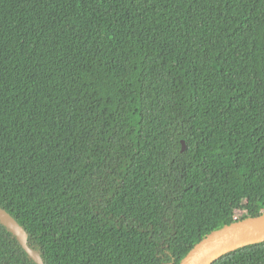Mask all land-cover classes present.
<instances>
[{
    "label": "trees",
    "instance_id": "1",
    "mask_svg": "<svg viewBox=\"0 0 264 264\" xmlns=\"http://www.w3.org/2000/svg\"><path fill=\"white\" fill-rule=\"evenodd\" d=\"M0 207L44 264H179L264 213V0H0ZM0 264H36L1 223Z\"/></svg>",
    "mask_w": 264,
    "mask_h": 264
},
{
    "label": "water",
    "instance_id": "2",
    "mask_svg": "<svg viewBox=\"0 0 264 264\" xmlns=\"http://www.w3.org/2000/svg\"><path fill=\"white\" fill-rule=\"evenodd\" d=\"M181 144L183 151V140ZM0 223L16 237L20 246L36 264H44L40 253L28 245L25 229L1 207ZM260 241H264V213L237 220L212 231L194 244L179 264H210L229 251Z\"/></svg>",
    "mask_w": 264,
    "mask_h": 264
},
{
    "label": "rangeland",
    "instance_id": "3",
    "mask_svg": "<svg viewBox=\"0 0 264 264\" xmlns=\"http://www.w3.org/2000/svg\"><path fill=\"white\" fill-rule=\"evenodd\" d=\"M233 179L235 180V178ZM230 201L234 206H239L245 203L246 200L240 199L238 196H232ZM237 216H239V214H237Z\"/></svg>",
    "mask_w": 264,
    "mask_h": 264
}]
</instances>
